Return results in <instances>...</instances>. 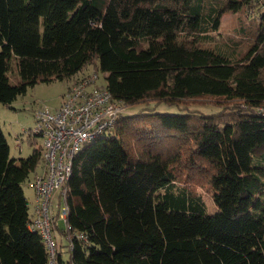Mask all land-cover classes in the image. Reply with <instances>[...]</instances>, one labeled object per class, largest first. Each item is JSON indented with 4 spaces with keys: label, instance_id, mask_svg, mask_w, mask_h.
I'll list each match as a JSON object with an SVG mask.
<instances>
[{
    "label": "trees",
    "instance_id": "obj_1",
    "mask_svg": "<svg viewBox=\"0 0 264 264\" xmlns=\"http://www.w3.org/2000/svg\"><path fill=\"white\" fill-rule=\"evenodd\" d=\"M227 11L240 58L206 45ZM89 67L124 111L73 159L55 264H264V0H0L1 103ZM205 97L232 109L185 102ZM39 163L0 122V264H49L23 187Z\"/></svg>",
    "mask_w": 264,
    "mask_h": 264
},
{
    "label": "built area",
    "instance_id": "obj_2",
    "mask_svg": "<svg viewBox=\"0 0 264 264\" xmlns=\"http://www.w3.org/2000/svg\"><path fill=\"white\" fill-rule=\"evenodd\" d=\"M101 76L87 68L71 79L56 108L40 106L33 113L35 125L31 128L43 139V165L30 181L35 200L31 227L39 231L46 244L49 264H55L58 252V218L66 223L65 198L73 159L86 142L110 132L124 111L122 102L101 82ZM261 111L264 113V107Z\"/></svg>",
    "mask_w": 264,
    "mask_h": 264
},
{
    "label": "rangeland",
    "instance_id": "obj_3",
    "mask_svg": "<svg viewBox=\"0 0 264 264\" xmlns=\"http://www.w3.org/2000/svg\"><path fill=\"white\" fill-rule=\"evenodd\" d=\"M244 17V14H242L241 12H225L222 15L221 25L218 32H216V37L211 43L208 42V44L206 45L213 46L216 45V43L221 44L224 41L232 40V45L234 42V45H236L233 47L237 50L236 55L238 58H240L249 48L252 41V36L248 37L247 35H243L239 30L241 25L240 21H242ZM228 43L231 44V41H229ZM91 68L92 67H89L88 70ZM70 82L71 78L55 80L49 83L39 82L34 86L28 87L27 92L19 95L10 106L0 102L1 127L9 142L11 156L17 158L18 160L20 157H27L32 153L34 147L40 146L42 144V136H30L29 134L24 132L23 129L34 127L35 120L33 113L34 110L38 107L48 106L51 109L56 108L60 104L63 93L67 90ZM101 82H105V78L103 77V75L101 76ZM185 102L186 104H190L205 110H214L215 108H221L223 109V111H229V109H232L231 105L227 106V108L215 97L189 99ZM158 110L168 112L179 111L176 107L173 106H160ZM131 111H138V109H134ZM31 141L34 142V145L31 144ZM186 147L187 146L185 145L182 150H186ZM41 170L42 164L39 163L36 169L30 173L29 177L23 183L24 191L29 199L30 212L33 208L34 197V192L32 187L30 186V181L33 179L36 172H41ZM208 201H210V199H208ZM59 224L60 226L63 225L62 220H59Z\"/></svg>",
    "mask_w": 264,
    "mask_h": 264
},
{
    "label": "crops",
    "instance_id": "obj_4",
    "mask_svg": "<svg viewBox=\"0 0 264 264\" xmlns=\"http://www.w3.org/2000/svg\"><path fill=\"white\" fill-rule=\"evenodd\" d=\"M34 192V191H33ZM34 206H35V200H34V197H33V208H32V211L34 210ZM31 211V212H32Z\"/></svg>",
    "mask_w": 264,
    "mask_h": 264
}]
</instances>
